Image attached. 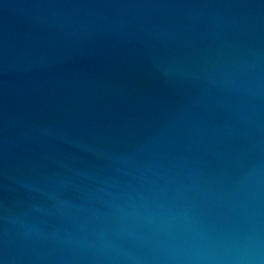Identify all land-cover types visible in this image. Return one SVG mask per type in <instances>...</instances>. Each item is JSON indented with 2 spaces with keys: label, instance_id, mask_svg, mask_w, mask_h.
Masks as SVG:
<instances>
[{
  "label": "water",
  "instance_id": "95a60500",
  "mask_svg": "<svg viewBox=\"0 0 264 264\" xmlns=\"http://www.w3.org/2000/svg\"><path fill=\"white\" fill-rule=\"evenodd\" d=\"M0 264H264V0H0Z\"/></svg>",
  "mask_w": 264,
  "mask_h": 264
}]
</instances>
